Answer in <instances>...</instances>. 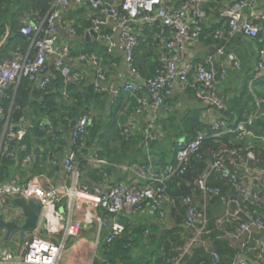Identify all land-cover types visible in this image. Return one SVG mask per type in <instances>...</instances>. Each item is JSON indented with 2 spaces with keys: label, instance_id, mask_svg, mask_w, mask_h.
<instances>
[{
  "label": "built area",
  "instance_id": "2783aa9c",
  "mask_svg": "<svg viewBox=\"0 0 264 264\" xmlns=\"http://www.w3.org/2000/svg\"><path fill=\"white\" fill-rule=\"evenodd\" d=\"M206 1L185 0L180 6L171 7L164 0H53L51 10L44 20L40 23L25 20L21 27L23 34L33 36L30 49L27 52L16 51L10 58L0 61V98L6 94L7 88L16 85L23 77H27L36 87L44 88L50 80V59L61 70L66 86L87 80L85 73L72 70L68 65V60L76 54L70 42L61 37L62 30L69 34L77 33L75 26H67L61 21L62 12L75 4L91 11V28L108 41L107 53H114L116 49L125 52L131 80L114 91V99H118L121 91H126L137 95V113L148 108L167 111L170 107L166 104V97L172 93L175 83L180 82L184 88L195 90L204 108L223 112L226 108L225 97L219 90L220 80L215 69V60L223 54V49L217 48L204 61L196 64L180 63L187 44L199 39L204 31ZM262 1L232 0L223 10L227 29L216 30L214 36L223 40L240 33L250 39L256 38L260 31L264 32ZM156 19L170 29L171 37L160 51L155 75L144 79L136 64V49L141 34L135 29V24L139 21L150 23ZM116 33L119 34L118 40H115ZM78 58L92 64L95 71L92 84L97 90H104L103 84L107 80L104 58L94 52L83 53ZM234 62L239 64L237 59ZM260 79H264V45L258 50L257 72L250 84L255 108L249 116L235 127L229 126L221 118L210 124V133L199 132L190 140L177 139L174 159L159 172L148 165L133 164L132 167L146 181L144 183L116 181L103 188L81 181L82 161L99 164L101 158L98 155L88 157L81 146L89 127L93 125L92 110L78 115L70 131V148L61 160L62 168L69 174L70 184L63 182L47 190L38 175L26 182L0 180V197L34 199L43 207L39 227L28 235L21 247L0 248V264H60L59 260L69 242L80 236L85 224L98 225L94 240L97 249L103 244H111L123 234L126 226L121 220L122 214L132 216L149 208L160 219H166L168 204L172 202L168 193L170 181L175 176L185 174L193 158H203L202 151L207 139L220 140L227 135H234L245 143L234 146L223 143L211 151L212 160L196 180L195 189L202 203H196L191 195L182 199L183 205L187 206L185 226L192 229L194 234L185 247L176 256L167 258L164 264H191L187 257L194 256L199 246L205 248L213 264H220L219 252L206 239V235L213 231L208 222L207 206L215 197L220 198L224 206L216 222V238L228 239L242 253L256 254L257 259L264 261V195H260L264 192V136L253 130L254 123L264 116V94L260 95L252 88L253 83ZM64 95L67 97L68 92L64 91ZM4 112L0 102V119ZM23 122V118L15 124L6 122L5 140L8 145L15 141L21 142L27 136L28 128L36 127L33 121L28 127ZM48 124L49 121L43 119L39 127L44 128ZM122 127L123 135L131 137L133 124H123ZM144 135L147 146L158 139L157 116L146 124ZM256 141L260 146L256 145ZM22 148L26 151L23 162L36 165L41 154L29 151L27 145H22ZM58 160L51 159V165H60ZM215 181H223L230 186V191L225 192L220 186L214 185ZM62 204L66 205L65 211L60 209ZM261 205L263 211L258 209ZM83 207V219L75 217L76 211ZM149 232V229L145 230L146 235Z\"/></svg>",
  "mask_w": 264,
  "mask_h": 264
},
{
  "label": "trees",
  "instance_id": "16d2710c",
  "mask_svg": "<svg viewBox=\"0 0 264 264\" xmlns=\"http://www.w3.org/2000/svg\"><path fill=\"white\" fill-rule=\"evenodd\" d=\"M52 4L53 0H0V61L10 58L16 51L27 52L30 49L33 36L23 34L21 27L25 20L40 23L50 12ZM88 24L90 26V22ZM74 26L77 29V25ZM215 31L213 30L212 34ZM206 32L203 31V33ZM261 36H263L262 31L256 38ZM159 55L160 52L157 58L153 60L149 56L136 58V64L144 79L155 75V69L159 63ZM48 74L50 75V80L44 88L36 87L30 83L27 77H23L16 85L7 88L6 94L0 98V102L5 109L4 115L0 119V143L7 121L10 124H15L21 118L29 115L35 117L33 123L36 125L35 128H28L27 136L21 142L15 141L9 144L7 149L9 152L6 150L1 151V181L11 179V167L15 162L14 157L10 153L13 149L20 153L21 160L26 154L22 145H27L29 151H38L41 157L36 166L48 155V151L34 148V145L28 139L30 132L43 137L47 135L52 127L67 129L74 118H77L84 111L92 109L90 104L92 100L100 104L102 108L106 99H108L106 90H97L92 82H88L89 80L79 84L70 83L66 86L61 70L54 63L48 64ZM248 82L244 81L239 92L234 96L225 98L226 108L229 113L221 112V118L229 126L235 127L238 122L246 119L255 108L254 96L249 89ZM257 83L263 88L261 91H264V79L258 80ZM64 91L68 92L67 97L64 95ZM122 93L123 91L118 96V104L114 113L120 109ZM67 102L68 104H66ZM196 111L184 114L182 119H179L181 117L179 113H175L171 109L164 111L167 116L162 123V133L151 144V147L165 151L164 154L166 155L167 153V156L172 152L174 159L177 139L186 138L190 140L199 132L208 131L210 133L212 131L211 125L202 121L196 115ZM43 119H47L49 124L44 128H40L39 124ZM117 120H110L107 124L110 127L108 131L113 134H109L110 137H108L107 132H100L103 129L104 121L95 115L93 116V125L89 127L84 143L82 142L81 144L84 154L89 155L90 150H97L98 156L103 155V151L100 148L106 147L107 143H110V139L114 141L120 138L124 147L126 144L130 145L132 141H137L135 138L145 140L144 135L143 138L142 136L126 138L123 135V127H118ZM253 130L257 134L264 136V116L258 118L254 123ZM54 137L58 138L55 140ZM50 141L52 145L55 143H61V146L66 144L65 139L61 138V133L54 134V136L50 137ZM223 143L234 146L244 144L245 141H239L234 135L223 136L220 140L207 139L202 151L203 158L201 160L196 157L193 158L187 172L183 175L175 176L170 181L168 193L172 202L168 204L167 218L162 220L156 214L158 222L151 223L131 221L126 217L124 220L122 219L126 226L123 234L111 244H103L100 247L107 260V263L104 264H164L167 258L176 256L185 247L193 236L194 231L185 226L187 206L183 205L182 199L191 195L196 203H202V198L198 197V200L196 197V193H198L195 189L196 180L206 170L209 161L212 160L211 151L217 149ZM255 143L260 146L258 141ZM164 154L159 157V160L153 159L154 163L157 164L158 161L162 163ZM143 160L145 161L144 165L149 164L146 154L143 155ZM82 164L87 163L83 160ZM96 172L99 173V175L96 174V177L102 178L104 171L97 169ZM213 184L220 186L225 192L230 189V186L223 181H215ZM260 195L263 196L264 192L260 193ZM223 207L222 200L217 197L211 199L207 206L208 222L213 231L206 235V239L211 241L212 248H216L219 252L220 264H235L238 255L242 253L241 249L233 245L228 239L216 238L218 232L215 230L216 222L223 212ZM258 209L263 211L262 205ZM146 229L150 230L148 235L145 234ZM187 260L191 264H213L211 256L207 254L203 246L197 247L194 256L187 257Z\"/></svg>",
  "mask_w": 264,
  "mask_h": 264
},
{
  "label": "crops",
  "instance_id": "0c3cea01",
  "mask_svg": "<svg viewBox=\"0 0 264 264\" xmlns=\"http://www.w3.org/2000/svg\"><path fill=\"white\" fill-rule=\"evenodd\" d=\"M171 7L180 6L185 0H164ZM232 0H207L204 4V8L207 12L206 18L203 20L204 31L201 37L197 40L189 42L186 46L185 51L182 54L181 62L183 65L196 64L204 61L207 56L213 53L217 48L223 49V54L219 55L215 60V69L217 72L218 79L220 80L219 90L225 97L234 96L239 92L244 81H249L248 86L250 89L251 80L254 78L257 72V57L258 50L264 43V32L260 38L250 39L243 36L240 33H236L227 37L226 39H218L212 34L213 30L226 31L227 20L223 15V10ZM262 5L264 1L261 2ZM91 11L81 6L72 4L69 8L62 12L61 21L68 25H77V33L69 34L66 30H62L61 37L65 41H69L74 55L73 59L68 60V65L72 70L82 71L87 75L88 82H92L94 79V67L87 60H81L78 58L83 53H96L104 58L105 65L107 67V80L103 84V89L108 93V99H106L104 107H100L96 101H91V110L93 116L104 121L103 129L101 133L107 132L112 134L108 129L110 128L107 124L110 120L118 118V127H122L123 124H133L132 136L139 137L144 135V128L146 124L154 116H157V128L158 133H162V123L167 114L163 109L148 108L142 113L136 112L137 106V95L130 92L123 91L122 101L120 109L114 113L118 104V99H114V91L120 89L124 84L131 80L130 71L125 61V52L120 49H116L114 53H106L105 49L108 46V41L103 39L100 35H94L88 33L91 28L88 22H90ZM32 22V21H31ZM34 23V22H33ZM135 29L140 31L141 40L136 49V58H142L149 56L150 59H156L159 52L165 47V43L170 39V29L165 26L159 19L154 22H143L139 21L135 24ZM210 32V33H209ZM119 39V34H115V40ZM234 58H237L239 64L234 62ZM49 63H54L53 59L49 60ZM87 82V83H88ZM257 86V90L255 89ZM255 91L263 95V88L260 87L255 81L252 86ZM146 88H144V91ZM260 91V93H259ZM68 104V102L66 103ZM166 104L175 113H179L182 116L186 113L196 111L202 121L208 122L209 124L214 121L221 119V112L216 109L204 108L201 101L196 97L195 90L193 88H184L180 82H176L172 93L166 97ZM118 116H117V115ZM34 116H25L24 126L28 127L30 123L35 120ZM52 127L49 132L54 130L53 134L46 136H38L36 133L30 132L29 141L34 145V148H38L42 151H48V155L43 158V161L38 165H28L20 159V153L13 149L11 155L14 157V164L11 167V179L19 182H26L33 176H41L42 180L45 179L48 182L49 187L56 186L60 183L66 182L70 184L71 180L69 174L62 168L61 160L70 148V132L64 128ZM59 131V132H58ZM56 133H61V138L65 139V143L61 146V143L51 144L50 137ZM113 135V134H112ZM60 137V135H59ZM110 137V135L108 136ZM145 139V135H144ZM106 147L100 148L103 151V155L98 156L101 158V163L97 164L92 161L85 160L87 164L81 165V181L90 184L91 186H102L103 188L108 187L113 182L121 181L127 184L132 183H144L139 172L132 167L133 164H143V155L146 154L148 158V166L152 170L159 172L165 168L168 162L173 159V154L167 156L164 154L165 151L156 149L146 145V141L138 140L132 141L130 145L126 144L122 146L121 139L112 141ZM59 142V140H58ZM1 146V143H0ZM8 149L7 140H4L2 150ZM1 154V153H0ZM164 158V161L154 163L153 159L159 160V157ZM98 155L97 150H90L88 157ZM58 158L60 165H51L50 160ZM136 158V160H135ZM120 159V160H118ZM133 162V163H131ZM146 162V163H147ZM97 169L103 170L104 174L102 178H97ZM101 172V171H100ZM196 197L199 200L200 194L196 193ZM199 197V198H198ZM13 200L15 198L0 197L1 203L7 204V200ZM201 199V198H200ZM62 211L66 210V205L62 204L60 207ZM168 210V209H167ZM85 208H80L76 211L75 217L83 219ZM103 213V211H101ZM129 218L131 221H145L147 223L158 222V218L149 208H145L141 212L134 213L132 216L125 214L121 215V220ZM122 220V221H123ZM98 225L96 223L90 225H84L80 236L72 239L67 250L64 252L59 260L60 264H104L107 260L102 252V249L95 248L96 229ZM43 229H41L42 231ZM13 246H9V244ZM8 247L10 249H16L18 246V240H13L8 244L0 242L1 247ZM241 254V253H240ZM243 254V253H242ZM247 254V253H246ZM251 258L264 264L263 260L257 259V255L250 253L248 254ZM240 256V255H239ZM238 256V257H239ZM237 257V258H238ZM241 264H252L246 260H243Z\"/></svg>",
  "mask_w": 264,
  "mask_h": 264
},
{
  "label": "water",
  "instance_id": "95a60500",
  "mask_svg": "<svg viewBox=\"0 0 264 264\" xmlns=\"http://www.w3.org/2000/svg\"><path fill=\"white\" fill-rule=\"evenodd\" d=\"M88 33H92L94 35H98L93 28L89 29ZM226 114H228L227 108L223 110ZM77 119L74 118L71 122L67 131L70 132L71 129L76 124ZM7 125L5 126L1 146V149L5 140ZM56 131V128H55ZM54 132H49L51 135ZM43 186L49 190L50 187L48 182L43 179ZM0 205V242L3 244H8L13 240H18V245L21 247L28 235L35 231L41 221V213H42V204L34 199L26 200L22 197L15 198L13 200H7V204L1 203ZM243 260H246L252 264H263L253 258H251L248 254L243 253L237 258L235 264H241Z\"/></svg>",
  "mask_w": 264,
  "mask_h": 264
},
{
  "label": "rangeland",
  "instance_id": "374dc122",
  "mask_svg": "<svg viewBox=\"0 0 264 264\" xmlns=\"http://www.w3.org/2000/svg\"><path fill=\"white\" fill-rule=\"evenodd\" d=\"M237 59V58H234V60ZM238 60V59H237ZM255 89L257 90V86L255 85ZM81 178V176H80ZM230 190L228 189L226 192H229ZM9 246H13L11 243L9 244ZM250 254V253H249Z\"/></svg>",
  "mask_w": 264,
  "mask_h": 264
}]
</instances>
